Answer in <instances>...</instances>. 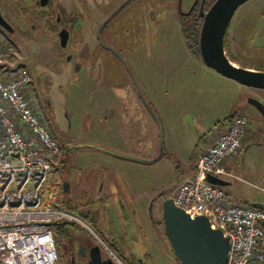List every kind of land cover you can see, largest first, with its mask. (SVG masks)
Wrapping results in <instances>:
<instances>
[{"label": "rangeland", "instance_id": "1", "mask_svg": "<svg viewBox=\"0 0 264 264\" xmlns=\"http://www.w3.org/2000/svg\"><path fill=\"white\" fill-rule=\"evenodd\" d=\"M21 1L20 6L25 10L17 11L14 1L7 0L19 20L15 23V31L0 32L16 47V62L22 63L32 77L38 111L67 146L47 184L58 187L61 199L69 200L78 216H85L92 231L93 224L87 218L86 209L92 211L104 206L110 209L119 203L117 193L111 198L107 193L99 195L100 182L105 179L99 168L100 153H114L100 144L113 147L115 136L110 129H99L98 122L103 113L101 102L104 101L103 106H109L110 112L111 92L123 96L127 91L114 89L109 84L130 82L128 90L132 91L133 97L130 110L138 113L133 150L136 156L132 158L140 162L132 176L137 192H146L142 199L145 216L141 222L138 219L134 229L136 238H130L126 243L131 262H126L123 252L117 251L119 256L111 255L98 239L99 245L103 256L112 258L116 264L118 261L123 264H178L165 235V227L159 225V228L155 224L164 222L163 201L172 198L178 189V166L184 158L188 162L194 152L206 150L205 147L226 128L222 129L221 125L241 107L260 114L247 99L264 101V89L242 86L212 69L206 71L196 67L187 58L191 55L177 7L186 13L196 0H99L103 4L109 2L113 8L120 7L119 10L124 7L105 28L106 33L109 28L116 29L115 41L107 39L106 33L103 37L93 38L98 35L100 24L92 20L93 13L90 16L80 10L82 1L86 5L102 3L98 0H62L64 23L59 27L66 25L67 20L71 21V17H78L83 24L80 29L78 20L76 26L79 29L73 31L67 48L61 47L58 33L49 28L51 24L42 15L46 11L44 7L36 6L35 0ZM55 1L54 6L60 0ZM126 1L128 4L124 6ZM81 16H86L87 22H83ZM142 19L151 22L145 26V23H138ZM50 20L54 21V17ZM86 27L92 31L90 35L86 33ZM229 29L231 50L238 60L235 64L254 70L264 68V0H249L242 5ZM160 50L165 52L161 54ZM120 71L126 72L128 81ZM148 83L155 86L152 93ZM150 95L157 99V108L151 109L154 125L151 131L147 127L143 129L150 115L145 109ZM141 112L145 118L141 117ZM242 114L252 120L249 113ZM160 118L170 127H163ZM173 122H176L175 126ZM248 147L237 156L239 169L236 174L241 180H226L230 185L224 189L234 196L241 195L249 203L264 205V147L256 144ZM157 154L159 161L152 162V157ZM159 197L162 199L158 200ZM68 229L72 239L77 237L73 241L77 245L88 236L98 237L95 231L96 236L80 227L70 225ZM64 238L63 235L57 237L60 262L69 264V255L63 248L69 241L65 242ZM87 243L91 245V241Z\"/></svg>", "mask_w": 264, "mask_h": 264}, {"label": "built area", "instance_id": "2", "mask_svg": "<svg viewBox=\"0 0 264 264\" xmlns=\"http://www.w3.org/2000/svg\"><path fill=\"white\" fill-rule=\"evenodd\" d=\"M16 56L0 32V264H61L57 224L96 234L62 204L58 187L47 184L66 144L38 111L32 77L17 67ZM251 126L247 116L236 115L200 155L194 177L172 197L175 206L193 219L207 216L230 239L227 264H264V207L232 203L223 187L207 180H239L228 165L241 155Z\"/></svg>", "mask_w": 264, "mask_h": 264}, {"label": "crops", "instance_id": "3", "mask_svg": "<svg viewBox=\"0 0 264 264\" xmlns=\"http://www.w3.org/2000/svg\"><path fill=\"white\" fill-rule=\"evenodd\" d=\"M61 1V2H60ZM56 7H62L64 8L62 4V0H60ZM128 1V0H127ZM126 1V4L128 2ZM81 2V1H80ZM81 3L80 10L84 13L85 11L88 12L90 15L92 14V20L94 23H99L100 25L103 24L96 33V37L93 38H100L104 36V33H106L105 28L110 25L115 17L118 14V8H113L112 5L107 2L106 4L100 2L98 0L99 5H91V4H85L84 1ZM97 2V3H98ZM96 4V3H94ZM104 8L99 10L98 8ZM116 9V10H115ZM91 10V11H89ZM95 11V13H94ZM83 18V16H81ZM63 21V18L61 19ZM81 22V19H79ZM83 22H87L86 16L83 18ZM83 27V24H81ZM105 31V32H104ZM86 33H89V35L92 33L91 30H89V27H86ZM106 38L112 41H115V38H117V32L115 30H109L105 34ZM16 47L14 46V49ZM189 48V47H188ZM16 50V49H15ZM190 50V49H189ZM152 51V50H151ZM161 54L165 52V50H160ZM191 56H187L188 59L192 63L195 64L196 67H199L201 69H205L206 71L209 67H207L203 61H201L191 50L189 51ZM187 59V60H188ZM19 63V64H18ZM17 67L21 68L23 70H27L22 63L18 62ZM207 67V68H206ZM25 68V69H24ZM210 69V68H209ZM214 71V70H212ZM132 72V71H131ZM121 73V71H120ZM122 77L126 80L128 77L126 75V72L124 73ZM224 79V78H223ZM228 79V78H227ZM128 81V80H126ZM231 81V80H230ZM238 83V82H236ZM239 84V83H238ZM33 85V84H32ZM31 89L35 92V90ZM241 85V84H240ZM109 86L115 88H121V90H127L126 93L123 96H115V92H111L110 97L111 98V111L108 112V105H104V101L102 103V109L103 113L100 116V120L98 122L99 129H103V131L110 129L111 133L115 136V141L113 142V147H108V145H102L103 148H108L112 150L113 154H106L104 152L100 153L101 158V165H100V171L102 174H104L102 177H105L102 182H100L101 189L99 190V195L106 193L110 196L117 193L120 201L119 203L113 204L110 209H106L105 206L97 209V210H90L86 209V214L90 219H93L92 213L94 212L98 216L95 220V227L98 230V233L101 234L104 240L108 241L109 243L113 244L118 252H123L124 258L126 262L129 261L127 255H129L128 252V246L126 245L128 239H135V232L134 229L139 221L141 222L144 220V210H143V203L142 199L146 197V192H143L141 190H138L135 188V179L132 176V171L135 169L136 164L140 163L137 160L130 159L132 156H136L133 153L134 146L136 143V135H137V115L138 113L134 110H130V103L132 97V91H129L130 82L122 83V84H109ZM150 93H152L155 90V86L153 84L148 83ZM243 86V85H242ZM102 100V99H101ZM147 105H145V109L149 112V118L147 117V123H145L143 129L146 127L151 131L152 127L154 125L152 124V114L151 109L155 110L154 108H157L156 103L157 99L155 97L150 95V99L147 98ZM260 101L263 103L264 101L260 99ZM146 103V100H145ZM108 104V103H107ZM106 109V110H104ZM108 112L105 114V112ZM238 113H235L233 116L236 115H243L242 113H249L252 116V120L250 119L252 126L251 130L249 131V135L245 139L244 142V149L243 153L247 151V146H253V144H256L258 147L262 148L264 147V118H261V115L252 112L251 110L247 109L246 107H241L240 110L238 109ZM260 113V112H259ZM141 117L145 118L144 112H141ZM232 117V116H231ZM161 123L163 124V127L167 125L163 122L162 118ZM167 122V121H166ZM147 125V126H146ZM156 125V124H155ZM171 125V124H170ZM173 125H176V122H173ZM168 127H170L168 125ZM167 127V128H168ZM170 129V128H169ZM207 148V147H205ZM65 151V150H64ZM205 151V149L200 151L199 153H193L192 158L185 162V158L183 162H180L181 164L178 166L179 173H180V179L177 183V188H179L183 183H185L187 180L192 179L194 177L196 166L198 163V160L200 158V155ZM157 156V157H156ZM160 155H154L151 159L153 162L159 161ZM144 156H140V158H143ZM147 159V157H144ZM150 158V157H149ZM155 160V161H154ZM228 168L230 171H232L236 176V170L239 169V163L238 160H233L229 163ZM106 174L110 175V177L106 176ZM238 177V176H237ZM239 180H241L238 177ZM230 185V184H229ZM175 188L174 190H176ZM228 192L230 201L232 203H238V202H244L252 205H263V204H253L249 203L247 200L242 199L241 195H233V193L230 190L225 189ZM100 199V198H99ZM103 209V210H102ZM155 224H157L155 222ZM139 231V230H138ZM92 235V234H91ZM98 236V235H97ZM98 238L103 242V240L98 236ZM89 239V238H88ZM97 242V245H99V241L94 238ZM101 248V246H100ZM102 251V248H101ZM166 252V250H165ZM167 253V252H166ZM165 253V254H166ZM178 263V262H177ZM131 264V263H130ZM179 264V263H178Z\"/></svg>", "mask_w": 264, "mask_h": 264}, {"label": "water", "instance_id": "4", "mask_svg": "<svg viewBox=\"0 0 264 264\" xmlns=\"http://www.w3.org/2000/svg\"><path fill=\"white\" fill-rule=\"evenodd\" d=\"M248 1H215L212 7L204 13L200 52L204 64L210 69L243 86L264 89V71L239 67L229 59L226 53V36L231 22L238 9ZM0 24L3 25L1 16ZM59 38L61 47H67L68 35L61 33ZM247 100L264 118V103L256 98ZM207 180L223 188L230 184L213 175H208ZM254 206L264 207V205ZM162 208L165 235L180 264L228 263L231 249L230 239L221 229H213L207 216H197L193 219L183 209L175 206L172 198L165 199ZM87 264L116 263L112 258L104 259L100 246L96 245L90 251V261Z\"/></svg>", "mask_w": 264, "mask_h": 264}, {"label": "trees", "instance_id": "5", "mask_svg": "<svg viewBox=\"0 0 264 264\" xmlns=\"http://www.w3.org/2000/svg\"><path fill=\"white\" fill-rule=\"evenodd\" d=\"M216 0H196L192 6L188 9V11L185 13L183 12L181 8H178V14L181 18V29H182V32L185 36V39H186V42H187V45L189 47V49L201 60H202V56H201V52H200V35H201V30H202V26H203V22H204V13H206L211 7L212 5L215 3ZM53 3V1L51 2ZM127 4H125L124 6H126ZM120 8V7H119ZM118 8V14L119 15L121 13V10L124 8H122L121 10H119ZM71 21L75 24L76 20H78L77 18H73L71 17L70 18ZM151 21H148V20H140L138 23H145V26H147ZM229 31L230 29L228 30V33H227V36H226V53H227V56L229 57V59L233 62V63H238V60L235 58L232 50H231V44L229 42ZM244 68H249L247 66H242ZM262 69L260 68H255V70H259V71H264V68L261 67ZM235 116H232V117H229V119L227 120L226 123H223L221 126V128H225L227 126V124L234 118ZM220 128V129H221ZM64 153V151H63ZM61 160V159H60ZM62 204L67 207L68 209H70L72 212L76 213L75 212V208L72 207V205L70 204V201L69 200H62ZM78 215V214H77ZM93 217V219H90V217L87 216L88 220L91 222V224H93L92 228L93 230L97 233V235L104 241V243L108 246V248L117 256L118 253H117V249L116 247L109 243L108 241L104 240L103 237L101 236L100 233H98V230L96 229L95 227V220L96 217L98 216L97 214H95L94 212L91 214ZM80 216V215H79ZM82 217L84 220H85V216L82 215L80 216ZM157 226L159 225H163L164 226V222H161L160 224H156ZM69 226L70 224H57L56 225V231L59 235V237L61 235H63L65 238V242L66 241H69V244L66 246V244L64 243V252L68 253L69 252V249H70V242H73L75 239H77L76 236H74V238L72 239L73 235L71 234V232H69ZM71 227H75L77 228L78 226H75V225H71ZM79 228V227H78ZM160 228V226H159ZM61 234V235H60ZM91 243L92 244H96L97 245V241L92 237V236H88ZM172 254L174 255L175 259L177 260L173 250H172ZM178 261V260H177ZM179 262V261H178ZM180 264V262H179Z\"/></svg>", "mask_w": 264, "mask_h": 264}, {"label": "flooded vegetation", "instance_id": "6", "mask_svg": "<svg viewBox=\"0 0 264 264\" xmlns=\"http://www.w3.org/2000/svg\"><path fill=\"white\" fill-rule=\"evenodd\" d=\"M12 1V0H10ZM14 1V6L17 5L16 10L22 11L25 10L24 7L20 6V3L22 2L21 0H13ZM53 1V3H51ZM7 0H0V16L3 22V25L0 24V30L6 33H11L12 31H15V23L17 22L18 17L17 14L15 13V10L12 8L11 5L6 3ZM9 2V1H8ZM55 0H35L36 6L44 7L46 11L42 12V15L46 17L51 24L49 28H52L53 30L56 31V34L60 36L61 33H65L68 35V43L70 39L72 38V33L74 30L79 29L77 25L78 23V17H76L78 20L75 22V24L72 21L67 20V24L59 27V25L64 23V11L62 7H56ZM12 8V9H11ZM27 11V10H26ZM28 13V11L26 12ZM54 17V21H51L50 18ZM16 18V19H15ZM63 18V21L61 20ZM19 20V19H18ZM71 22L72 25H69ZM80 24V29H82L81 22ZM103 24H101L99 27H101ZM100 29V28H99ZM10 31V32H9ZM45 31V30H44ZM55 33V32H54ZM67 43V46H68ZM67 48V47H65ZM48 104H46L47 106ZM49 108L52 109V105L49 102ZM53 129V128H52ZM54 130V129H53ZM67 146L65 147L64 150H66ZM244 148V147H243ZM162 199V197H159L158 200ZM157 200V201H158ZM156 202V201H155ZM154 202V203H155ZM87 241H90V239H86L85 241L83 240L79 245H77V242H70V249L68 252L69 255V264H87L90 261V251L91 249L96 246V244H92L89 246ZM104 259H110L106 255H104Z\"/></svg>", "mask_w": 264, "mask_h": 264}, {"label": "bare ground", "instance_id": "7", "mask_svg": "<svg viewBox=\"0 0 264 264\" xmlns=\"http://www.w3.org/2000/svg\"><path fill=\"white\" fill-rule=\"evenodd\" d=\"M243 149H244V148H243ZM243 149H242V152H241V154L243 153ZM233 160H237V157H235V158L231 159V160H230V162H232Z\"/></svg>", "mask_w": 264, "mask_h": 264}]
</instances>
